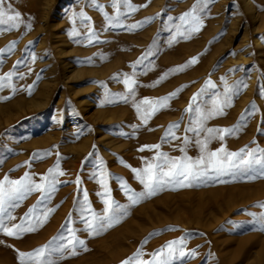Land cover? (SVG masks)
Returning <instances> with one entry per match:
<instances>
[{"label": "rangeland", "instance_id": "obj_1", "mask_svg": "<svg viewBox=\"0 0 264 264\" xmlns=\"http://www.w3.org/2000/svg\"><path fill=\"white\" fill-rule=\"evenodd\" d=\"M195 2L130 0L137 10L121 4L118 13L113 0H6L5 6L20 12L23 23L14 30L0 31V49L15 42L11 52L0 54V77L14 73L0 89V180L5 175L16 180L27 172L40 182L56 165L59 154L64 175L57 179L62 183L50 199L39 203L33 215L53 208L39 229L47 231L56 222L47 240L68 236L71 228L85 243L76 248L75 255L71 248L63 258L55 255L56 264H121L138 248L143 252L141 259L150 260L153 252L180 239L185 242L186 255H176L171 264H264V224L260 222L264 208L257 206L264 203V176L258 170H241L239 177L209 172L190 187L170 185L135 205L121 187L124 183L137 193L144 191L132 169H142L157 152L139 151L144 145L160 144L159 151L169 157L186 153L197 159L202 155L196 140L203 139L204 133L197 137L185 132L195 116L185 109L208 79L216 87L198 101L206 110L224 92L222 77L230 86L243 82L231 106L224 109L225 115L205 125H240V131L224 140L213 139L208 150L222 145L231 152L245 146L264 149V0H212L200 13L201 30L172 41L179 17ZM146 18L152 19L143 27L127 29ZM149 50L153 54L136 64ZM193 57L197 63L155 83ZM125 74L137 81L135 95H129L127 102L120 98L127 94ZM29 85H33L31 94ZM182 86L186 87L167 108L147 124L141 122L133 100L164 97ZM176 122L179 139L162 140L169 125ZM101 179L108 189L116 187L117 193L110 194L120 202L110 197L119 205L123 202L127 214L117 213L119 222L90 235L85 209L90 206L96 214H103ZM41 200L39 192H32L15 202L18 206L8 209L15 221L6 223L20 224L29 205ZM123 231L129 233L128 238L118 236ZM31 234L16 238L0 232V264H21L18 253ZM37 246L42 245L35 244L28 252ZM193 250L195 256L187 255ZM107 254L112 258L103 262ZM117 255L122 259L115 261Z\"/></svg>", "mask_w": 264, "mask_h": 264}, {"label": "snow or ice", "instance_id": "obj_2", "mask_svg": "<svg viewBox=\"0 0 264 264\" xmlns=\"http://www.w3.org/2000/svg\"><path fill=\"white\" fill-rule=\"evenodd\" d=\"M211 2L212 0H196L191 9L179 17L180 24L177 26V31L176 34L173 35L172 41H175L177 36L189 38L192 34L199 32L203 27L200 13L203 12ZM121 4L126 6L130 11L137 10L130 3V0H113V6L117 8L118 13ZM5 5L6 0H0V26H6L0 28V31L14 30L23 23L21 13L12 9L10 5L7 7ZM80 15L84 16V13L81 12ZM151 19L152 18H146L143 22H137L135 24L127 25L126 27L130 31L135 30L143 27V24L149 23ZM169 19L171 20L172 18ZM27 27L30 28V24L27 25ZM181 29H183V31H181ZM14 47L15 42H10L6 49H0V54L11 52ZM152 54L151 50H149L144 57L136 62V64L142 63L144 59ZM32 59L34 61L36 57L33 55ZM197 61V57L191 58L185 65L170 69L169 72L162 75L155 83H159L160 81L166 79L170 73L183 71L186 67L197 63ZM17 63H19V61ZM13 75L14 73L9 72L0 77V89L4 87V81H11ZM20 78H23V76ZM221 79L224 82V92L222 95L217 94L213 98L211 109L206 110L198 103V101L203 98L204 94L209 89H215L216 85L211 79L206 80L204 86L197 93L193 94L188 107L185 109V112L190 115L195 113L194 118L190 121V125L185 128V132H192L197 137H199L201 133H204L203 139L198 138L196 140V144L199 145L202 155L197 159H193L186 155L184 148H181L180 151L185 153V155L182 157H169L167 153L159 151L161 147L160 144L142 146L139 151H144L145 149H156L157 152L152 158V162L146 163L142 169H132V172L135 174V178L144 187L143 192L137 193L130 189L126 184H121L123 191L133 205L139 203L143 198L156 195L159 191L170 185L190 187L202 177H207L209 172H213L219 176L233 169L243 171L258 170L259 175L264 176V149L245 146V148H242L239 151L231 152L227 151L222 145L215 151L208 150V145L213 139L219 138L220 140H224L226 135H233L237 133L240 131L241 127L240 125L231 128L205 127L208 120L217 116L225 115L224 109L231 106L233 96L238 94L239 86L243 83L241 81L230 86L227 84L225 78L222 77ZM123 83L127 88V94L121 96L120 98L124 102H127L129 95H135L134 86L137 81L133 79L132 76L125 74ZM152 86H155V84ZM246 86V84H243V87ZM183 87L186 86H182L164 97L155 99L143 98L138 102L133 100V107L135 108L141 122L147 124L148 120L151 119L152 116L162 109L167 108L168 102L175 98L178 93L182 91ZM32 88L33 85L28 86L29 94H31ZM112 102L113 101H109V103ZM241 120H244V114L241 115ZM178 128L179 122L169 125L165 132V136L162 137V140H166L168 137H171L172 139H179V137H176L174 131ZM183 143L185 145L189 143L187 135L183 137ZM25 163L27 164L28 162ZM120 163L124 164V161L121 160ZM124 166L130 167L126 164ZM62 175H64V172L60 170L59 154H57L56 165L53 168H50L45 175L40 177V182L33 180L32 176L27 172L23 177L16 180H11L7 175H5L3 180H0V232H3L5 235L10 237L19 238V236L23 233L35 231L37 227L43 226V224L46 223L48 216L54 211L53 208H47L42 213L33 215L36 211L34 206L29 210V213H27L25 217L21 218L20 224H12L11 226H9L6 221L10 222L15 218L11 215L8 209L9 207L18 206L15 202L24 199L32 192H39L41 194L42 200L38 201V203H43V200L50 199L51 195L57 190V185L62 183L57 179L58 176ZM101 175L104 176L106 173H101ZM76 182L79 183V177H77ZM101 185L104 188L101 195L105 197L103 200L105 205L103 214H96L92 211L90 206L85 209L89 215L84 217V222L90 235H98L102 230H106L107 228L114 226L115 223L119 222L117 213H123L124 215L127 214V211L123 208V206L111 199L109 189L103 179H101ZM85 203L87 204L86 195ZM257 206L264 208V203H259ZM26 220L28 221L27 226H25ZM260 222L264 224V216L260 217ZM67 231L68 236L60 234L54 237L52 241H49L48 244L34 249L31 252H19L18 255L21 264H56V260L53 259V257L55 255H59L60 258H63V253L69 248L72 249L71 254L75 255L76 248L78 246H84L85 242L76 236L73 229L69 228ZM56 241H60V243H56ZM184 243L183 239L169 241L162 248L153 252L150 260H142L141 257L143 252L142 249L138 248L131 257L122 261L121 264H171V260L176 255L180 257H184L186 255V253L182 250ZM187 255L195 256V250L187 253Z\"/></svg>", "mask_w": 264, "mask_h": 264}, {"label": "bare ground", "instance_id": "obj_3", "mask_svg": "<svg viewBox=\"0 0 264 264\" xmlns=\"http://www.w3.org/2000/svg\"><path fill=\"white\" fill-rule=\"evenodd\" d=\"M14 3V2H13ZM12 3V4H13ZM240 173H241V170H237V169H235V170H233V171H228L227 173H225V175H227V176H231V177H239V176H241L240 175ZM127 178H129L130 177V174L128 175V176H126ZM109 185V184H108ZM109 187V186H108ZM115 188L116 187H114L113 185L110 187V189H109V194L110 193H112V192H114V193H117V192H115L114 190H115ZM133 189V188H132ZM134 190V189H133ZM111 195V194H110ZM112 196V195H111ZM113 198H115L116 200H118L119 202H120V199H118L117 197H115V196H112ZM118 203V202H117ZM120 205L121 206H123V207H125V205H124V203L123 202H121L120 203ZM35 206V209H36V211H38L39 209H38V206H39V203H38V201L37 202H34L33 204H31V205H29V210L30 209H32L33 207ZM43 210V209H42ZM40 211L39 213H42L43 211H45L46 209H44L43 211ZM63 214V213H62ZM56 216V215H55ZM16 217V216H15ZM17 218V217H16ZM56 218V217H55ZM60 218V217H59ZM58 218V216H57V220L59 219ZM117 218H118V220H120L119 219V217H118V215H117ZM177 219H179L178 218V216L176 217ZM182 219V218H181ZM181 219H179V220H181ZM12 221H15V219H13ZM17 222V221H16ZM55 221H52L51 223H50V225L49 226H47L46 228H49V229H51V230H41V231H39V229H40V227H37V229L35 230V231H32V232H29V233H32L31 235H29L28 236V239L27 240H25V247L23 248V252H28V250L27 249H29L30 247H32V246H34L35 244H41L42 246L43 245H45L46 243H48V241L49 240H47V238H48V235L54 230V226H55V224H56V222L54 223ZM25 223H26V225L28 224V221H25ZM57 226H59L58 224L56 225V227ZM144 233V232H143ZM142 233V234H143ZM146 233V232H145ZM119 237H121V238H128V236H129V233L127 232V231H123L122 233H120L119 235H118ZM142 236V235H141ZM141 238V237H140ZM18 241V240H17ZM116 241V239H113V242H115ZM4 244V243H3ZM24 246V245H23ZM35 248H39V246H37V247H35ZM21 249V248H20ZM27 250V251H26ZM122 257L123 256H120V255H117V257L114 259L115 261L117 260V261H119L120 259H122ZM110 258H112V256H109L108 254L107 255H105L104 257H103V262H108L109 260H110ZM189 264H193V263H189Z\"/></svg>", "mask_w": 264, "mask_h": 264}]
</instances>
